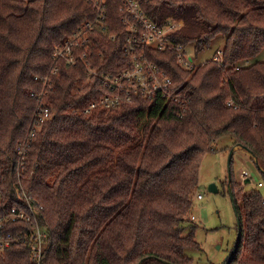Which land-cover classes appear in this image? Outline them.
I'll return each instance as SVG.
<instances>
[{"label": "trees", "instance_id": "trees-1", "mask_svg": "<svg viewBox=\"0 0 264 264\" xmlns=\"http://www.w3.org/2000/svg\"><path fill=\"white\" fill-rule=\"evenodd\" d=\"M119 5L108 0L110 28L92 33L90 51L114 74L127 66ZM144 9L159 24L182 21L170 39L194 43L196 53L226 37L222 66L184 69L175 52L150 51L188 94L187 115L176 102L142 97L84 112L110 91L82 61L58 60L49 96L55 115L35 132L21 167L18 144L33 129L37 105L32 91L43 87L36 76L50 72L55 48L96 13L87 0H0V214L23 206L22 187L44 204L41 264H196L188 250L201 248L191 215L204 156L231 137L257 157L264 178V61L244 64L264 49V0H148ZM230 184L241 206L229 264H264V196L245 193L233 176ZM8 228L27 231L24 222ZM0 264L34 263L21 242Z\"/></svg>", "mask_w": 264, "mask_h": 264}, {"label": "built area", "instance_id": "built-area-1", "mask_svg": "<svg viewBox=\"0 0 264 264\" xmlns=\"http://www.w3.org/2000/svg\"><path fill=\"white\" fill-rule=\"evenodd\" d=\"M95 9V17L85 21L77 32L58 45L53 53L54 64L50 72L43 78L36 76V79L43 82L39 91H32L37 100L34 115V124L28 139L18 144L20 155V166L24 167L28 160V148L35 132L40 130L42 123L50 120L55 115V110L50 105V93L54 90L53 76L58 74V60H64L68 65H77L83 62L90 75H97L110 91L99 100L93 101L85 108L87 113L97 108L111 111L123 102H133L135 97H142L153 103L157 98L176 102L181 110V116L187 115L188 94L177 91L174 88V80L160 64L151 58L150 51H173L177 56L178 63L184 69H194L199 65L195 56L191 53L188 45L174 43L170 35L182 26V21L159 24L154 21L145 11L144 4L148 0H120L119 20L122 24V32L125 34L123 53L127 59L128 67L117 73L100 70L96 63H93L90 55L93 45L92 33L95 31L106 32L109 28L108 22V0H87ZM118 33L111 37L115 39ZM197 59V58H196ZM214 59L222 62L224 51L218 50ZM233 105V101L229 105ZM246 174V173H245ZM250 178H247V180ZM262 184L261 182L259 183ZM198 198H203L201 193ZM22 207L12 209L0 214V255L13 244L24 243L31 250V261L34 264H41L45 240L48 237V230L40 222L44 204L22 187ZM195 219V215H192ZM16 222H24L27 226L26 233L23 231L13 233L8 228Z\"/></svg>", "mask_w": 264, "mask_h": 264}, {"label": "rangeland", "instance_id": "rangeland-1", "mask_svg": "<svg viewBox=\"0 0 264 264\" xmlns=\"http://www.w3.org/2000/svg\"><path fill=\"white\" fill-rule=\"evenodd\" d=\"M179 21L172 20L176 23ZM225 40L224 35H219L200 53H196L194 43L190 44V51L197 58L195 61L199 62L197 66L211 60L222 66L224 60L219 62L214 59V55L218 50H223ZM256 61H264V49L244 64L249 65ZM127 67L128 62L125 68ZM82 111L86 112L85 108ZM233 145L234 140L231 137L220 138L215 143V150L204 156L200 167L199 186L194 197L192 215H195L194 221L198 224L196 239L201 248L188 250L196 264H229L237 248L240 232L238 206H241V199L238 195L235 197L236 209L229 191L230 175L244 187L245 193L258 189L264 196V178L256 164L257 157L244 146ZM230 156L233 161L229 164ZM212 183H215L217 190L209 188ZM198 193L203 198L199 199Z\"/></svg>", "mask_w": 264, "mask_h": 264}, {"label": "water", "instance_id": "water-1", "mask_svg": "<svg viewBox=\"0 0 264 264\" xmlns=\"http://www.w3.org/2000/svg\"><path fill=\"white\" fill-rule=\"evenodd\" d=\"M246 148V146H244ZM234 151V150H233ZM232 155V154H231ZM231 160H232V156H230V159H229V164L231 163ZM230 178H231V175H230ZM249 180V179H248ZM231 181V179H230ZM230 181H229V191H230V196H231V199L234 201V205H235V208L237 209V206H236V198H235V195H234V192L232 190V187H231V184H230ZM211 190H217V186L215 185V183H212L209 187ZM239 224H240V219H239Z\"/></svg>", "mask_w": 264, "mask_h": 264}]
</instances>
